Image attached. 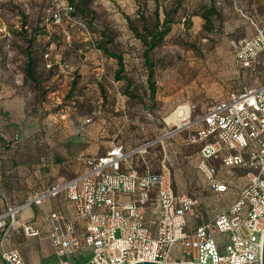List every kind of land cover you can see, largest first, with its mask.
I'll return each mask as SVG.
<instances>
[{
    "label": "rangeland",
    "instance_id": "obj_1",
    "mask_svg": "<svg viewBox=\"0 0 264 264\" xmlns=\"http://www.w3.org/2000/svg\"><path fill=\"white\" fill-rule=\"evenodd\" d=\"M241 1L245 8L235 4L236 12L225 0H221L222 6L210 0L167 4L161 0H90L82 10L75 0L84 25L78 26L55 24L51 19V12L69 0H0V124L6 131L4 150H37L34 135L39 122L61 115L74 123L89 120L86 124L92 125L102 114L105 140L111 141L117 105L124 106L132 118L140 105L138 90L146 87L150 94L146 47L139 36H146L142 18L150 30L159 19V29L163 30L167 12L170 32L151 53L156 93L147 99V121L166 127L165 119L181 106L190 108V122L197 120L230 91L249 81L235 67L232 43L254 34L245 16L257 15L246 7L248 0ZM206 15L209 28L204 27ZM104 50L122 59L120 80L116 79L117 60ZM26 51L36 61L37 85L26 80ZM38 92L40 98L35 97ZM245 174L236 169L226 177L241 187L246 184ZM199 185L200 190L178 193L204 202L198 225L224 212L237 198V190L222 196L209 193L203 189L202 178Z\"/></svg>",
    "mask_w": 264,
    "mask_h": 264
},
{
    "label": "built area",
    "instance_id": "obj_2",
    "mask_svg": "<svg viewBox=\"0 0 264 264\" xmlns=\"http://www.w3.org/2000/svg\"><path fill=\"white\" fill-rule=\"evenodd\" d=\"M161 1L167 4L175 0ZM210 1L222 6L221 0ZM73 14L74 7L65 3L51 12V19L55 24L84 26ZM245 17L254 34L232 44L235 67L249 81L230 91L197 120L189 121L191 113L185 119L199 127L192 140L212 138L203 146L198 166L203 189L216 195L237 190V198L224 212L198 225L203 201L175 192L168 169L163 165L155 172L148 160L149 150L157 142L145 143L131 152L114 144L104 156L87 158L83 173L24 205H42L59 195L71 203L70 217L60 211L44 215L57 264H174L178 263L177 256L180 263L190 264H262L264 20ZM214 161L223 169L244 171L246 184L239 187L236 181L226 179ZM22 209L9 207L0 213V231L15 223ZM20 227L27 238L42 235L34 223ZM0 258L5 264H25L17 250L5 251Z\"/></svg>",
    "mask_w": 264,
    "mask_h": 264
},
{
    "label": "crops",
    "instance_id": "obj_3",
    "mask_svg": "<svg viewBox=\"0 0 264 264\" xmlns=\"http://www.w3.org/2000/svg\"><path fill=\"white\" fill-rule=\"evenodd\" d=\"M225 1L231 2L230 5H233L236 12H238V6L233 1L245 8L241 0ZM248 1L246 7L251 8L257 15L256 17L264 20V0ZM2 94L3 92H0V96ZM137 97L140 105L135 109L137 111L135 117L129 118L125 107L117 105V109H115L117 114L112 117L111 141L105 140L102 114L96 118V123L92 125H87V120L82 119L74 123L61 115L58 119L39 122L38 132L34 135V144L37 150L16 153L4 150L6 131L1 128V122L0 213L5 212L9 207L23 206V209L15 223L9 224L7 228L0 231V257L5 251L17 250L25 264H57L58 258L48 240L44 215L60 211L70 217L72 215L71 203L65 195H59L47 199L42 205H24L34 196L48 191L54 185L67 182L83 173L86 170L87 158L104 156L114 144L122 145L126 152H131L145 143L157 142L154 147L150 148L147 155L153 170L158 172L164 165L170 173L173 190L177 193L200 190L199 180L202 177L198 166L201 161V150L212 138L204 141L192 140L199 128L192 123H184L181 127L167 123L166 127H160L156 123L149 124L147 121L150 120L147 105L149 94L146 87L138 90ZM200 142H202V146H200ZM154 149L157 151H153ZM214 166L225 173L226 179H229L226 177V173L238 169H223L219 161H214ZM206 191L213 193L208 189ZM28 222L34 223L41 229V237L27 238L23 234L20 225ZM177 257L176 262L180 263L181 257ZM0 264H5L1 258Z\"/></svg>",
    "mask_w": 264,
    "mask_h": 264
},
{
    "label": "trees",
    "instance_id": "obj_4",
    "mask_svg": "<svg viewBox=\"0 0 264 264\" xmlns=\"http://www.w3.org/2000/svg\"><path fill=\"white\" fill-rule=\"evenodd\" d=\"M69 1H70L69 4L74 7L73 16L76 17L78 20H80L81 17L78 15V12L76 10L75 0H69ZM88 1H90V0H79V3H78L79 6L78 7L81 8V10H82V6ZM175 1H179V0H175ZM156 13H157L156 16L158 17V11ZM168 17H169V13H168V15H166V21L163 23V30L159 29V25H160L159 19H156L154 30H150L146 26L145 18L144 17L142 18L143 23H144L143 29L146 31V36H144V37H142L141 35H139V36H140L141 40L143 41V43L146 47V50L144 52V60H145L144 62H145V65L147 66V72H148L147 83H148V89H149V93H150L149 96L151 99L154 98L155 93H156V87H155V84L153 82L154 71L152 68L153 63H152V59H151V53L154 50V48H156V46L160 42H162L164 40V38L170 32V27L168 25L170 19ZM208 18L209 17L207 15L203 18L205 20V24H204L205 28H209L207 26V23H206L208 21ZM132 30L139 34V30L137 28L133 27ZM104 52L107 56L117 60L118 65H119V71L116 75L117 76L116 79L120 80L118 75L122 72V68H123L122 59L119 56L112 55L107 50H104ZM25 54H26V60H27L26 61V69H25L26 76H27L26 80L34 82L35 85H37V82L35 80V72L36 71L34 70V68H36V61H35V59L32 58V55L30 52L26 51ZM37 89H39V88L37 87ZM35 97L40 98L39 92L35 94Z\"/></svg>",
    "mask_w": 264,
    "mask_h": 264
},
{
    "label": "bare ground",
    "instance_id": "obj_5",
    "mask_svg": "<svg viewBox=\"0 0 264 264\" xmlns=\"http://www.w3.org/2000/svg\"><path fill=\"white\" fill-rule=\"evenodd\" d=\"M191 110L188 106H181L175 112H173L168 118L165 119L167 123L175 126H183L185 119L189 117ZM179 129V128H178Z\"/></svg>",
    "mask_w": 264,
    "mask_h": 264
},
{
    "label": "water",
    "instance_id": "obj_6",
    "mask_svg": "<svg viewBox=\"0 0 264 264\" xmlns=\"http://www.w3.org/2000/svg\"><path fill=\"white\" fill-rule=\"evenodd\" d=\"M135 264H159V263H153V262H140V263H135ZM174 264H190V263H174ZM262 264H264V241H263Z\"/></svg>",
    "mask_w": 264,
    "mask_h": 264
}]
</instances>
